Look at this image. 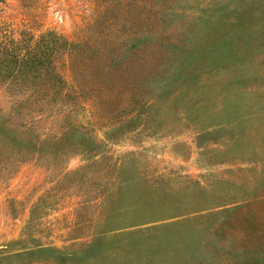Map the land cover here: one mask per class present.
<instances>
[{"label": "rangeland", "instance_id": "1", "mask_svg": "<svg viewBox=\"0 0 264 264\" xmlns=\"http://www.w3.org/2000/svg\"><path fill=\"white\" fill-rule=\"evenodd\" d=\"M0 25L128 40L116 96L34 123L75 145L23 158L0 143V264L264 254V0H3ZM11 102L1 91L0 121Z\"/></svg>", "mask_w": 264, "mask_h": 264}, {"label": "trees", "instance_id": "2", "mask_svg": "<svg viewBox=\"0 0 264 264\" xmlns=\"http://www.w3.org/2000/svg\"><path fill=\"white\" fill-rule=\"evenodd\" d=\"M114 31L111 28L98 40L92 39L81 45L79 41L68 40L53 30L36 37L27 30H20L15 37L0 25V92L3 91L12 101L7 111L9 116L0 121V143L23 158L40 153L42 147H54V154L60 155L75 145L69 141L72 133L67 128L51 138L42 134L45 138L36 134L34 123L55 118L60 113L66 114L72 108L68 105L74 106L75 100L86 93L98 99L99 92L108 98L116 96L114 64L117 57L114 50L116 45L124 49L128 40H118ZM71 77L76 81L74 91L68 85L67 78ZM93 83L96 85L92 86ZM12 117L14 122H10ZM252 223L250 221L244 229L252 228ZM194 248L195 245L187 249L189 253H183L181 264H216L213 256L204 259L191 255ZM233 258L229 264H264V254L261 257L235 254Z\"/></svg>", "mask_w": 264, "mask_h": 264}]
</instances>
